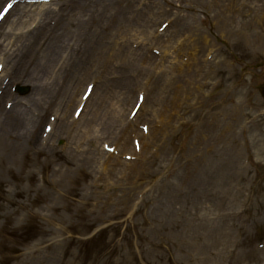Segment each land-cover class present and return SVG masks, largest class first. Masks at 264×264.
<instances>
[{
    "label": "rangeland",
    "instance_id": "374dc122",
    "mask_svg": "<svg viewBox=\"0 0 264 264\" xmlns=\"http://www.w3.org/2000/svg\"><path fill=\"white\" fill-rule=\"evenodd\" d=\"M86 5L0 0V264H264V0Z\"/></svg>",
    "mask_w": 264,
    "mask_h": 264
},
{
    "label": "bare ground",
    "instance_id": "6f19581e",
    "mask_svg": "<svg viewBox=\"0 0 264 264\" xmlns=\"http://www.w3.org/2000/svg\"><path fill=\"white\" fill-rule=\"evenodd\" d=\"M72 4H73V9H80L81 8V5L79 4V3H77V2H72ZM88 4H89V0H87V5L86 6H84V7H88ZM42 12H43V10H42ZM54 13L55 11H48L44 16L46 17L49 13ZM85 12H86V26L87 27H85V28H87V30H86V33L85 34H83L82 35V39H83V45L86 47V50L85 51H87V50H89V46H90V44H91V38H90V29H89V23H90V21H91V19H90V16H89V13H88V8L85 10ZM68 12H66V11H62L61 13H60V19L63 21V22H65V21H67L68 22V25H72L73 26V23H74V21L75 20H71L70 19V17L69 16H65L66 14H67ZM44 29H51V28H49V27H44ZM51 31H53V32H55L54 31V29H51ZM32 33V35L34 36L35 35V37L36 38H38V36H39V33L40 34H42L41 32H38V30H35V31H30V34ZM43 34H44V32H43ZM54 34V33H53ZM37 43V45H35ZM31 46H33V49H34V51H35V53L37 54V56H39V54H40V52H41V50L42 49H39V48H37L38 47V42L37 41H35L34 43H31ZM44 47V46H43ZM46 49V48H45ZM78 51L79 50H77V49H75V52L74 53H76V54H78ZM84 51V52H85ZM46 53H45V55H48V56H50L51 57V55H50V49H46V51H45ZM74 53H72V56H73V54ZM85 53H88V52H85ZM84 53V54H85ZM176 53H178V51H176ZM87 56H89V54H87ZM21 58L22 59H24L25 58V53H22V55H21ZM32 63V62H31ZM31 63H29L28 64V66H27V69L29 70V68H30V64ZM84 64H88V61H86V62H84ZM22 65V62H20V61H16L15 62V67H20ZM175 67H174V70L175 71H177L178 73H179V76H181V77H186L185 78V84L186 83H188V81H190V89H189V87H187V86H185L184 84L183 85H181L180 84V80H179V78L178 77H174L173 78V83L170 85V87H172L173 88V90H174V93H176L177 95H179V96H176V98H181V99H184L185 101L186 100H188V99H190V98H192L193 99V104L195 103L194 102V100H195V98H194V95H193V90H195L196 88H197V84H198V81L199 80H195L193 77H196V75L195 74H192V75H189V76H192L191 78H189L188 77V75H184V74H182L181 73V71L180 70H183V69H180V66H177V63L174 65ZM15 67H14V69H15ZM27 74H29V72L27 73ZM12 77H17L16 76V74L15 73H12ZM89 77V76H88ZM39 79H40V77H38V78H35L34 79V81H35V83H38L39 82ZM160 82H161V80H160ZM182 82H183V79H182ZM182 86V87H181ZM42 89V92H44V90H43V88H41ZM54 91H56V94H59V93H65V89L64 88H59V89H57V88H54ZM53 92V91H52ZM190 92V93H189ZM2 93H4V90L2 91ZM5 94V93H4ZM58 96V95H57ZM158 98H159V96H157ZM47 98V97H46ZM68 98V100H67V105H71L74 101H73V97L72 96H70V97H67ZM153 98L154 99H156L154 96H153ZM54 103H59V102H54ZM37 104V101H35V103H34V105H36ZM192 104V105H193ZM199 104V103H198ZM48 105H49V102H48ZM38 106V105H37ZM36 107V106H35ZM61 107H62V104H61ZM176 112H178V110H176ZM44 115V114H43ZM211 117V114L209 115V121H210V118ZM44 117L42 116V119H43ZM212 119L213 120H216V118L213 116L212 117ZM211 119V120H212ZM211 122V121H210ZM36 123V122H35ZM40 124V123H39ZM143 144V143H142Z\"/></svg>",
    "mask_w": 264,
    "mask_h": 264
}]
</instances>
